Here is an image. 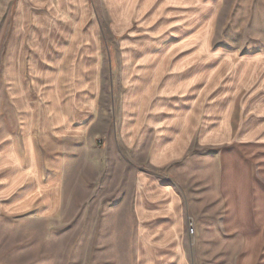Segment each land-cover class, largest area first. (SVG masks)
Here are the masks:
<instances>
[{
    "label": "crops",
    "instance_id": "1",
    "mask_svg": "<svg viewBox=\"0 0 264 264\" xmlns=\"http://www.w3.org/2000/svg\"><path fill=\"white\" fill-rule=\"evenodd\" d=\"M7 1L0 3L10 18L5 88L18 131L0 141V216L50 218L61 207L57 179L45 178L36 143H93L95 74L111 64L94 52L107 43L98 39L100 18L107 32L111 18L127 31L133 19L149 15L153 39L124 40L113 63L120 147L144 154L129 195L135 264H189L187 228L198 223L195 207L207 204L191 201L165 174L193 151L264 145V0H246L248 31L262 35L249 42L199 34L219 0ZM213 225L220 238V216Z\"/></svg>",
    "mask_w": 264,
    "mask_h": 264
},
{
    "label": "rangeland",
    "instance_id": "2",
    "mask_svg": "<svg viewBox=\"0 0 264 264\" xmlns=\"http://www.w3.org/2000/svg\"><path fill=\"white\" fill-rule=\"evenodd\" d=\"M245 9L246 0H219L215 13L207 11L199 34L212 42L262 39L248 31L252 20ZM6 13L0 5V141L18 131L5 88ZM152 19H133L123 31L111 18L107 32L105 17L100 18L98 39L107 43L94 52L109 57L111 64L95 74V101L100 103L93 143L37 141L45 178L57 179L61 207L50 218L37 219L32 212L0 216V264H135L129 195L134 168L142 166L144 154L127 155L120 147L118 68L113 63L124 40L153 39L155 26L147 27ZM261 24L257 18L256 28ZM167 169V179L191 201L207 204L195 207L198 223L187 228L189 264H264V145L193 151ZM217 199L220 212L212 208ZM219 216L220 238L217 225L216 234L213 228V217Z\"/></svg>",
    "mask_w": 264,
    "mask_h": 264
},
{
    "label": "built area",
    "instance_id": "3",
    "mask_svg": "<svg viewBox=\"0 0 264 264\" xmlns=\"http://www.w3.org/2000/svg\"><path fill=\"white\" fill-rule=\"evenodd\" d=\"M191 231V230H190Z\"/></svg>",
    "mask_w": 264,
    "mask_h": 264
}]
</instances>
